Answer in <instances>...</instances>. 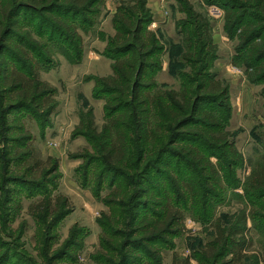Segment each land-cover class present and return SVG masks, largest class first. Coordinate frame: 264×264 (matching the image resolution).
<instances>
[{"label": "rangeland", "instance_id": "374dc122", "mask_svg": "<svg viewBox=\"0 0 264 264\" xmlns=\"http://www.w3.org/2000/svg\"><path fill=\"white\" fill-rule=\"evenodd\" d=\"M3 1L0 0V4ZM215 1L217 4L209 5L205 0H147L152 16L149 28L158 33L164 47L157 83L160 89L179 90L183 81L189 84L200 81L207 85L221 81L229 93L230 117L227 118V108L217 107L216 103H206L205 108L223 118L219 130L229 134L242 159L231 166L225 150L218 148L223 154V167L216 187L204 182V175L194 174L196 170L187 158L177 156L174 151L180 149L179 145L172 147V152H166L158 168L147 166L143 185L139 184L140 177L129 180L122 176L124 185L117 195L128 204L118 214L119 234L113 237L112 231L102 223L113 215L105 200L117 191L118 185H111L114 175L110 174L101 190L97 189V176L104 164L93 147L88 115L93 112L91 119L100 132L105 124V108L101 107H105L106 101L94 97L93 78L102 76L91 71L94 63L102 64L100 56L113 62L106 50L117 33L115 15L119 7H131L136 0H95L87 21L82 15L76 18L82 36V52L76 63L68 57L73 53L69 48L77 54L80 47L64 42L56 30L59 19L67 17L70 7L65 5L75 3L70 0H16L19 6L17 23L21 27L14 28L4 39L7 48L0 61L9 72L30 67L31 62L17 61L18 48L23 47L31 58L34 57L33 61L39 63L40 79L54 87L57 94L53 97L55 111L49 116L39 113L37 120L29 117V106H22L24 103H19L15 94L6 103V106L18 108L7 116L9 127H13L7 137L27 135L33 157L31 160L24 154L27 148L16 146L12 140L7 143L6 136L2 137L0 132V264H122V256L127 258L126 264H155L157 257L161 264H199L196 257L215 237L218 224L242 228L244 221L246 244L243 252L249 258L242 263L255 264L258 258L259 264H264V211L259 207L261 200L252 203L245 191L254 166L264 154V77L252 81L249 74L264 68V0ZM183 7L192 8L210 24L215 54L207 59L202 55V62H198V56H194L197 59L194 62L187 57L193 51L185 49L186 35L178 32L180 25L184 28L179 22L188 17ZM74 14L68 16L73 19ZM12 22L3 24L7 28ZM197 41L192 38L194 45ZM194 45L193 50L196 49ZM260 52L263 53L259 56ZM248 63L253 64V70ZM206 73H211L213 78L208 79ZM89 82L93 83L92 94ZM2 89L0 86V95ZM208 91L211 88L204 92ZM82 117L84 124H81ZM203 129L211 131L201 123L191 124L184 130L198 133ZM211 160L215 164L220 161L217 157ZM166 162L169 167L160 170ZM30 165H35L28 172L31 176L26 170ZM25 176H35L46 184V193L39 190L31 195L19 188L16 179ZM192 176L197 179L201 194L195 199L188 194L185 184ZM177 180L183 183L186 196H182L180 204L174 203L184 209V216L177 222L179 226H174L180 229L179 233L164 236L165 240L142 241L144 246L138 247L140 236L134 232L137 222L134 227L126 225L129 216L121 211L132 212L135 218L137 215L140 218L153 216V209L158 211V207L153 205L152 208L149 202L152 198L143 191L156 183L150 193L162 189L177 199L173 192L177 190ZM59 195L68 198H63L66 205L57 204L55 199ZM161 198L152 200L157 202ZM104 244L115 245L121 251L109 252ZM153 251L157 255L154 259ZM229 259L227 256L221 261L226 263Z\"/></svg>", "mask_w": 264, "mask_h": 264}, {"label": "trees", "instance_id": "16d2710c", "mask_svg": "<svg viewBox=\"0 0 264 264\" xmlns=\"http://www.w3.org/2000/svg\"><path fill=\"white\" fill-rule=\"evenodd\" d=\"M70 1L75 3V5L70 3L65 5L70 7L67 9V17L59 19L56 30L64 42L69 44L76 43L78 48L80 47L77 52L78 55L75 54L73 48H69L74 54L70 55L69 53L68 57L72 62L76 63L82 52V36L79 33V25L76 18L82 15V19L87 21L88 13L91 12V6L95 0ZM205 1L209 5L217 4L215 0ZM0 6L1 60L4 58L3 55L7 48L3 43L4 39L8 38L14 28H20L21 26L17 23L18 16L16 12L19 6L16 0H4ZM32 6L36 9L39 8L38 6ZM184 11L188 17L179 22L184 28L181 25L180 27L177 26L178 32L181 35L184 33L186 35L185 42L187 41V44L185 49L193 51V54L191 53L192 55H187V57L194 62V60H197L194 56H198V62H202V55L204 59H207L215 54L210 24L192 8H184ZM71 13H75L73 19L68 16ZM143 15L147 16L146 19L142 18ZM6 21H13L12 26L10 25L6 28L3 24ZM151 21L152 16L150 9L147 8V0H136V3L131 7H119L114 18V27L117 33L109 42L106 50L107 55L113 61V74L93 78L95 82L94 97L106 101L104 107L105 124L100 132L97 131L93 119H91L93 112L91 111L88 115L90 118L89 130L93 133L91 137L93 147L99 155V161L104 164L97 176L98 192L101 190L105 178H110V174H112L111 176L114 175V178H111V185H118L119 189L120 187L123 188L124 185V182L121 181L122 176L129 180L140 177L139 184L143 185L147 176V173L144 172L147 166L158 168L157 166L159 162H162L166 152H172L171 148L177 145L180 147L179 150L174 151L177 156L187 158L191 166L196 170L194 174L204 175L205 179L203 178V181L207 184H212L213 187H216V184L219 185L220 170L223 167L221 162L223 154L218 148L225 150V155H227L231 166L238 164L242 159V155L235 147L234 142L230 141L229 134L219 130L223 118L213 115V112L209 113L207 111L209 109L205 108L206 103H216L218 104L216 105L217 107H226L227 118L230 117L229 93L221 81H213L209 85L204 82L200 83V81H197V83L192 82L191 84L183 81L179 90L159 88L157 76L162 70L161 53L164 47L158 33L149 28ZM193 37L198 39L195 45L192 43ZM193 45L196 48L195 50L192 49ZM18 50L19 52L16 54L17 61L22 62V64L23 62H31V65L30 67H24L20 71L12 69L9 72V68L3 67L4 63L0 61V86H3V91L0 95V114L2 116V119H0V132L2 137L6 136L7 143L12 140L16 146L27 148V152L24 154L31 159L33 150L28 143L30 139L27 135L24 134L14 139L7 137L13 128L9 127L7 116L18 108L6 106V103L15 94L19 97L18 102L24 103L22 106H29V117L37 120L39 113L49 116L55 111L56 101L53 97L57 94V90L40 79L41 67L39 63L33 61L34 57L31 58L30 53L23 47L18 48ZM263 52L258 53V55L260 56ZM8 60L9 58H6V61ZM252 65L251 63L247 65L250 70H253ZM249 74H251L250 79L252 81L259 76L262 79L264 77V68L256 69ZM206 77L211 79L213 75L206 73ZM210 88L211 91L204 92ZM217 94L219 97H216ZM214 95V98L209 97ZM84 121V117H82L81 124H84ZM194 123H201L206 128L211 129V131H204L203 129L197 133L184 130ZM18 129L24 131L20 127ZM186 141L192 142V144L194 142L196 145L184 143ZM213 157H217L220 160L219 163H213L211 160ZM168 167L169 163L166 162L160 170ZM33 168H35V165L28 166L26 169L27 174ZM34 177H21L22 179H16V182L20 184L19 188L26 189L31 195L36 194L39 190L42 193H46V184L44 185L41 180H37ZM155 184L143 191L144 195L152 199L159 196L162 197L161 201L156 202L152 199L149 201L152 204V208H154L153 205L158 207V211L153 209V216L143 215L140 218L137 215L135 218L134 213H129L125 210L121 211L129 216V220L125 221L126 225L131 224L134 227V223L137 222L134 232H137L140 236L141 242L138 243V247L144 246L142 241L146 242L149 239L165 240L164 236L177 234L180 231L174 226H179L177 222L184 216L182 212L184 209L174 203L179 202L180 204L182 196L186 197L183 194V183L179 180L176 181L178 191L174 190L173 192L177 195V199L169 196L162 189L155 193H150V189L156 186ZM185 184L187 185L186 190L192 199L201 195L197 179L194 176ZM125 185L128 186L129 183L126 182ZM118 188L105 200L113 215L109 220L107 219L106 222L102 223L103 227H108L112 231L113 237L119 234L118 214L121 208H126L128 204L124 198L119 199L117 194L122 189L119 190ZM245 191L252 203L256 204L257 201L261 200L259 207L264 211V154L258 164L254 166L245 185ZM96 196L99 197V193H96ZM63 198L68 199L63 197V195L57 196L55 199L57 204L66 205V200L63 201ZM173 199L176 202H173ZM50 204L52 205V201ZM244 229L245 221L242 228L233 226L226 228L218 224L215 237L203 247L204 252H201L196 257V260L199 264H224L225 262L223 263L221 259L230 256V259L225 264H243L242 262L249 258L248 254L243 252L246 244ZM239 236L241 239L237 238ZM103 246L109 252L121 251H118V247L115 245L104 244ZM154 257H157L155 251L152 254L153 259ZM126 260L127 258L122 256L121 263L126 264ZM155 262V264H161V259L157 257ZM255 264H259L258 258Z\"/></svg>", "mask_w": 264, "mask_h": 264}, {"label": "crops", "instance_id": "0c3cea01", "mask_svg": "<svg viewBox=\"0 0 264 264\" xmlns=\"http://www.w3.org/2000/svg\"><path fill=\"white\" fill-rule=\"evenodd\" d=\"M162 18V17H161ZM163 24V23H162ZM102 51V50H101ZM102 54V53H101ZM100 54V55H101ZM101 58H102V64H100V63H94L93 64V68H94V70H92L91 72H95V73H99L102 77L103 76H109V75H112L113 74V70H112V63H110V61H106V60H104V58L102 57V56H100ZM100 60V59H99ZM90 68H92V67H89V69ZM93 83H94V86H95V82L93 81ZM93 83L92 82H89V85H91V87H89L90 89V91H89V93H91L92 94V86H93ZM104 106H105V104H104ZM102 109H104V107L102 106L101 107ZM90 194H91V192H89Z\"/></svg>", "mask_w": 264, "mask_h": 264}]
</instances>
